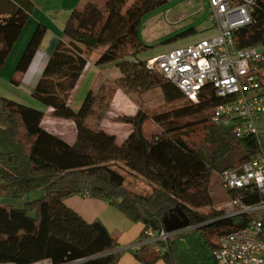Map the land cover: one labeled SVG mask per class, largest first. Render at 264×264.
<instances>
[{
	"label": "trees",
	"instance_id": "trees-1",
	"mask_svg": "<svg viewBox=\"0 0 264 264\" xmlns=\"http://www.w3.org/2000/svg\"><path fill=\"white\" fill-rule=\"evenodd\" d=\"M129 1L88 2L75 9L33 90L32 97L52 109L55 119L75 123L74 144L44 128L43 111L0 97V264H117L122 254L117 237L101 221L87 222L65 204L77 195L107 201L133 223H143L144 239L147 230L164 228L172 209L181 208L212 251L220 236L257 218L226 217L227 209L222 208L211 215L202 211L214 204L212 181L219 177L221 182L224 171L257 158L264 136L236 137L231 127L212 121L216 107L224 103L213 89L208 87L193 103L157 67L149 69L142 54L154 47L140 37L142 19L169 0ZM31 10L24 0H0V73ZM251 15L252 23L234 32L237 49L264 48V0H257ZM45 34V27L36 29L18 73L27 72ZM100 50L96 66L114 64L120 75L90 91L75 111L71 96L89 56ZM258 69L264 81V63ZM157 89L166 104L181 103L152 117L159 133L144 134L148 115L141 110L123 118L132 127L122 143L102 127L117 91L131 98ZM193 136H199L198 143L190 141ZM126 174L143 178L152 191L129 189ZM34 191H41L42 197L23 208L4 204ZM224 199L261 202L257 193L244 189L227 191ZM180 254L171 239L135 252L142 264H181Z\"/></svg>",
	"mask_w": 264,
	"mask_h": 264
},
{
	"label": "built area",
	"instance_id": "built-area-1",
	"mask_svg": "<svg viewBox=\"0 0 264 264\" xmlns=\"http://www.w3.org/2000/svg\"><path fill=\"white\" fill-rule=\"evenodd\" d=\"M216 33L189 45L162 52L147 60L157 67L185 97L198 103L209 87L224 100L212 115L218 125L231 127L238 138L264 136V89L259 66L264 63L260 48L237 49L234 32L251 24L257 0H208ZM223 190L257 193L255 205L233 200L226 217L256 215L248 225L220 236L213 251L216 264H264V152L222 173ZM177 233L149 229L143 242L167 243Z\"/></svg>",
	"mask_w": 264,
	"mask_h": 264
},
{
	"label": "crops",
	"instance_id": "crops-1",
	"mask_svg": "<svg viewBox=\"0 0 264 264\" xmlns=\"http://www.w3.org/2000/svg\"><path fill=\"white\" fill-rule=\"evenodd\" d=\"M97 1L98 0H24L27 6H30V8L32 7L29 20L0 73V97L43 111L45 113V119L43 121L44 128L52 134L62 137L69 144H74L76 140L77 130L75 123L72 121L55 119L52 116L53 110L36 101L32 97V93L39 83L56 46L62 39L65 23L71 13L75 9L84 7L88 2ZM39 26L46 28V34L29 69L26 73L20 74L17 72L18 63L30 43L34 32ZM211 30L199 36L197 41L213 36L216 30L214 28ZM185 45L189 44L178 45L175 48ZM102 53L103 50L96 51L92 54V57L89 58L86 70L71 96L70 106L75 111L81 108L90 91L97 89L102 82L107 80L113 81L120 75L114 64L103 67L96 66V62ZM156 56L157 54L147 59H152ZM13 80L19 81L20 84H13ZM117 97L126 101L130 99L120 91L115 93V99ZM48 120L50 123H48ZM261 123L264 124V118ZM106 131L117 137L114 132ZM130 132L131 129L120 143L126 140ZM224 192L226 191L224 190ZM65 204L87 222L96 220L101 221L108 231L117 237L120 245L119 250L122 251L120 260L117 264H142L135 256L136 250L146 245L154 246L155 244L145 243V245H143V242L147 239L142 238L145 225L143 223H133L122 213L111 207L107 201L94 199L90 196L77 195L66 199ZM228 210L229 208L227 211ZM170 215L171 212L165 216V218L168 219ZM157 250H159V248H157ZM39 264L51 263L45 261ZM157 264L167 263L161 260Z\"/></svg>",
	"mask_w": 264,
	"mask_h": 264
},
{
	"label": "rangeland",
	"instance_id": "rangeland-1",
	"mask_svg": "<svg viewBox=\"0 0 264 264\" xmlns=\"http://www.w3.org/2000/svg\"><path fill=\"white\" fill-rule=\"evenodd\" d=\"M105 1L98 0L97 2L104 4ZM134 1L130 0L129 2L132 4ZM213 26L214 23L211 20V10L208 0H169L142 19L140 37L144 43L154 47L143 53L142 56L148 58L155 54L159 55L161 52H166L178 45L192 44L199 39V36L211 30ZM192 29L196 32L191 33ZM167 41L170 42L166 44ZM260 50L264 51V48L261 47ZM92 54L89 58L92 57ZM180 105L181 103L166 104L161 91L158 89L146 94L133 95L129 101L119 97L115 99L114 95L113 106L105 115L102 127L110 132H114L119 142H121L132 127L124 123L123 118L134 117L141 110L148 115V119L143 125V132L146 136L150 137L160 132V128L153 122L152 117L163 112H168ZM48 123H50L49 120ZM190 141L198 143L199 136H193ZM262 147L264 152V137L262 138ZM126 186L131 190L142 193L152 191V187L143 178L129 174H126ZM211 189L214 204L212 208L203 210L202 213L211 215L216 211H220L221 208H230L229 201L224 199L225 192L219 177H216L212 181ZM42 194L41 191H34L25 199L4 200V204L23 208L26 202L39 199L42 197ZM198 227H190L171 237V241H176L179 245L181 264H216L210 245L206 243L200 231L196 230Z\"/></svg>",
	"mask_w": 264,
	"mask_h": 264
},
{
	"label": "water",
	"instance_id": "water-1",
	"mask_svg": "<svg viewBox=\"0 0 264 264\" xmlns=\"http://www.w3.org/2000/svg\"><path fill=\"white\" fill-rule=\"evenodd\" d=\"M170 212L171 214L175 213V215L170 221L167 218L164 219L163 224L166 232L176 233L191 227L190 219L181 208L172 209Z\"/></svg>",
	"mask_w": 264,
	"mask_h": 264
},
{
	"label": "flooded vegetation",
	"instance_id": "flooded-vegetation-1",
	"mask_svg": "<svg viewBox=\"0 0 264 264\" xmlns=\"http://www.w3.org/2000/svg\"><path fill=\"white\" fill-rule=\"evenodd\" d=\"M175 215V213H172L169 217H168V220H172V217Z\"/></svg>",
	"mask_w": 264,
	"mask_h": 264
}]
</instances>
